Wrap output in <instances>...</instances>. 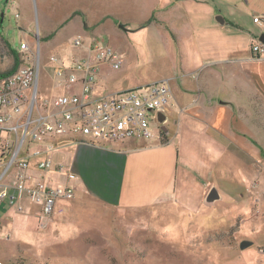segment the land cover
Returning a JSON list of instances; mask_svg holds the SVG:
<instances>
[{"label": "rangeland", "instance_id": "obj_1", "mask_svg": "<svg viewBox=\"0 0 264 264\" xmlns=\"http://www.w3.org/2000/svg\"><path fill=\"white\" fill-rule=\"evenodd\" d=\"M160 1L166 9L169 1ZM155 4L151 0H0V36L17 52L19 66L40 62V99L50 98L61 88L51 71L49 57L54 55L67 62L83 56L84 52L73 46L75 37L101 40L120 55V68L104 79L105 92L123 90L124 84L128 88L145 87L174 73L170 57L175 55L180 39L175 27L168 28L159 21L163 20L164 10ZM21 43H26L32 52L30 62H25V54L19 52ZM12 64L9 48L0 38V72ZM260 76L258 83L252 84L261 89H248L247 93L244 89L240 93L233 82L219 85L217 95H225L218 101L231 108L218 112L224 114V120L219 131L211 130L217 139L205 131L194 134L199 126H183L178 110L170 109L163 131L172 141L178 134L184 150L182 163L193 170L199 186H204L196 203L188 207L169 198L152 215L142 214L143 221L105 219L100 224L102 228H92L86 234L89 229L81 227L80 217L74 220L65 216L66 210L42 228L45 217L37 213L39 206L22 199L23 212L9 205L0 207L7 217L0 223V261L264 264V74ZM195 83L196 79L190 77L183 85ZM151 129L154 136L148 140L152 142L157 139L155 122ZM36 148L30 146L31 151ZM2 171L0 165V174ZM34 174L50 187L63 185L52 175L46 177L37 171ZM1 185L8 186V180ZM212 187H216L221 200L208 206L204 200ZM68 202L63 203L64 208ZM102 215L99 212L100 221L104 219ZM243 240L252 245L241 250Z\"/></svg>", "mask_w": 264, "mask_h": 264}, {"label": "crops", "instance_id": "obj_2", "mask_svg": "<svg viewBox=\"0 0 264 264\" xmlns=\"http://www.w3.org/2000/svg\"><path fill=\"white\" fill-rule=\"evenodd\" d=\"M151 1L164 10L159 21L168 28L175 27L180 37L176 53L170 57L175 74H166L163 80L172 92V108L178 110L183 126H199L194 134L205 131L216 138L211 130L219 131L224 120V114L218 112L231 108L218 101L225 95H217L219 85L233 82L240 93L241 89L244 93L261 89L252 83L257 84L264 74V55L253 56L250 46L264 34V0H168L166 9L160 0ZM253 17L262 24H254ZM111 71L108 66L101 68L95 96L106 91L104 79ZM190 77L196 79L195 85L184 86ZM124 89L135 88L124 84ZM63 93L60 88L51 97ZM234 110L239 119L240 114ZM164 135L162 141H104L97 145L57 139V148L48 154L53 169L40 173L75 188L74 198L66 203L65 216L75 220L78 215L81 227L89 229L86 234L92 228H102L105 219L143 221L142 214L152 215L169 198L189 207L198 201L204 186H199L193 170L182 163L184 150L178 134L175 141ZM70 170L78 178L68 182L66 174ZM99 212L104 218L101 221ZM3 218L7 217L0 211V223Z\"/></svg>", "mask_w": 264, "mask_h": 264}, {"label": "built area", "instance_id": "obj_3", "mask_svg": "<svg viewBox=\"0 0 264 264\" xmlns=\"http://www.w3.org/2000/svg\"><path fill=\"white\" fill-rule=\"evenodd\" d=\"M253 23L262 24L258 17H253ZM73 46L81 49L83 56L67 62L54 55L49 57L53 75L64 91L61 95L38 98L40 62L32 65V52L26 43H21L19 52L31 64L0 77V165L3 167L0 206L5 203L23 212L21 200H29L39 206L37 213L45 217L41 220L42 228L47 221L63 215V203L75 195L73 186L50 187L38 181L34 174V171L53 169L48 154L57 148V139L92 145L104 141L148 140L154 136L151 129L154 122L155 137L161 139L162 127L173 104L167 81L95 96L101 68L118 70L121 57L98 39L85 41L75 37ZM250 47L253 56L264 55L260 40H253ZM159 114L164 116L161 123ZM32 145L37 147L33 151ZM59 169L62 171L63 167ZM66 178L69 182L78 176L70 170ZM4 179L8 180V186L2 187ZM0 264L3 263L0 261Z\"/></svg>", "mask_w": 264, "mask_h": 264}, {"label": "water", "instance_id": "obj_4", "mask_svg": "<svg viewBox=\"0 0 264 264\" xmlns=\"http://www.w3.org/2000/svg\"><path fill=\"white\" fill-rule=\"evenodd\" d=\"M259 40L264 44V34H262L259 38ZM164 121V116L162 114H159V122H163ZM165 127H162V130ZM221 200V195L218 192V190L216 189V187H212L209 192L207 193L206 197H205V204L208 206L213 205L215 202ZM250 245H252V242L248 241V240H243L240 245L239 248L241 250L246 249L247 247H249Z\"/></svg>", "mask_w": 264, "mask_h": 264}, {"label": "trees", "instance_id": "obj_5", "mask_svg": "<svg viewBox=\"0 0 264 264\" xmlns=\"http://www.w3.org/2000/svg\"><path fill=\"white\" fill-rule=\"evenodd\" d=\"M0 38L4 41V43L7 46V48H9V52H10V54L13 57V64H12L11 68L8 69L7 71L0 72V77H3V76H6V75H9V74L13 73L14 71H16L18 69L19 63H20V59H19V56H18L17 52L11 48V46L4 40V38L1 37V36H0ZM163 139H165L164 132H162V136H161V140L160 141H162Z\"/></svg>", "mask_w": 264, "mask_h": 264}]
</instances>
